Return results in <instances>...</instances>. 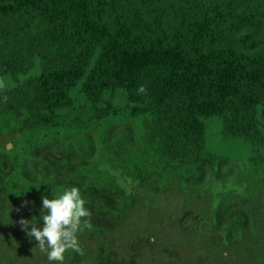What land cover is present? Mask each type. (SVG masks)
Here are the masks:
<instances>
[{"label":"trees","instance_id":"obj_1","mask_svg":"<svg viewBox=\"0 0 264 264\" xmlns=\"http://www.w3.org/2000/svg\"><path fill=\"white\" fill-rule=\"evenodd\" d=\"M212 123L222 139L246 142L240 168L255 179L264 169V0H0V195L18 210L0 212V261L58 264L22 229L8 232L14 214L40 226L42 197L78 187L92 227L78 237L84 253L67 252L63 264L79 254L82 264H141L135 235L122 231L126 248L114 242L124 204L141 202L131 185L167 191L142 199L157 237L169 231L192 248L206 229L224 259L255 217L232 206L238 177L208 148ZM51 133L54 151L36 152L32 136ZM114 174L120 206L107 191ZM87 237L94 244L81 246ZM159 245L147 251L157 256ZM170 250L185 258L175 264H211L203 249Z\"/></svg>","mask_w":264,"mask_h":264},{"label":"clouds","instance_id":"obj_2","mask_svg":"<svg viewBox=\"0 0 264 264\" xmlns=\"http://www.w3.org/2000/svg\"><path fill=\"white\" fill-rule=\"evenodd\" d=\"M146 90V86L141 85L138 89V92L145 93ZM23 136L24 133L20 132H16L14 134V137L18 139L22 138ZM32 139L34 142V149L39 153L53 152L57 143L55 133L32 136ZM10 145V143L9 145L7 144L8 147ZM98 153L101 156L99 151ZM7 163L10 168L12 164L10 161ZM7 163L4 165H7ZM229 166L231 168L230 178H234L235 176L238 177L236 178L237 182L234 180L232 185L234 191H236V194L238 193V200L235 204H232V206H234V209L235 207H239V214H243L244 212L250 210L251 214H253L255 217V221L250 225V228L247 230V234L237 239L238 243L236 246L239 250L234 254H232V247L235 245L236 239L232 240L229 246L226 247L225 258L223 259L218 256V240L216 241L215 246L212 245V241L206 242L201 240V238L195 237L190 239V243L193 248L190 251V255H193L197 249H203L204 252H202L200 255H204L211 264H224L225 259L230 261V264H264V169L258 173L254 179L243 176V172L240 168L241 165L231 162L229 163ZM111 178L115 179L117 186L114 188L115 190H112V187H109L107 188V191L113 196L114 204L120 206L122 200L126 197L123 192V188L115 174ZM208 182L209 179H207V181L204 183L206 184ZM160 187L162 189H156L155 186L148 194L142 195L140 193L139 186L131 185L130 188H132V191L136 193L133 196L140 198L141 202L136 204H124L125 210L120 214L122 221L119 223V227L122 225L121 230L123 229L127 235H135L137 239L144 244L143 249L146 251L148 249L151 251L152 247H155L156 243H160V245L157 247V261L164 256L165 262L171 261L173 264V260H170L173 256L169 255L167 257V254L165 253L167 246L174 248L172 245L173 240L171 233H168L169 231L165 234L163 233V238V236L157 237V233L150 230L154 229L159 231L162 230V228L160 225L150 221L149 210L142 202L144 197L149 198L155 193L160 194L158 195L159 198L164 197L165 188L163 185ZM100 190L103 191L104 189L101 188ZM205 196L207 197V195ZM6 198L5 192L0 195V212H5L7 214V208L10 212H17V208H12L10 210V206L12 204H10L11 201L7 200ZM28 203V201H25L22 207L27 206ZM42 204L43 207L40 216L42 225L35 226L33 224L35 218H33L32 221L23 218L14 221V217L17 216V214L13 215V221L16 224H20L19 231L22 229L30 238H34L35 241L38 242V248L41 252L46 253L47 259L50 262H58V264H63L65 254L67 252H82L78 237L79 234L85 229H91L92 225L90 223V219H86L90 218L91 212L85 207L86 202L82 198L80 189L78 187L66 189L61 194L55 195L51 199L47 196H44L42 197ZM246 217H248V215ZM29 228H31L30 231ZM8 234L11 236L13 235V233L10 232H8ZM2 251V241L0 239V254H2ZM146 253L150 252L147 251ZM170 253L173 254L178 252L176 250H170ZM73 257H75L72 258L75 261V264H78V261H81L80 264L86 261V257H82L80 254L73 255ZM173 259L174 261H177L179 256H174ZM182 259L185 258L182 256ZM0 264L17 263L0 261Z\"/></svg>","mask_w":264,"mask_h":264},{"label":"rangeland","instance_id":"obj_3","mask_svg":"<svg viewBox=\"0 0 264 264\" xmlns=\"http://www.w3.org/2000/svg\"><path fill=\"white\" fill-rule=\"evenodd\" d=\"M213 120V118L208 119V122L211 123ZM223 128V125L219 124V123H212L209 126L208 129V148L219 154V155H223L226 157V159H229L231 162L236 163L238 165H244L245 162L248 160V157L251 153V149L248 147V145L246 144V142L242 139V138H238V139H222L221 136V130ZM185 207L183 205V203L179 204V211H184ZM8 210V208H7ZM235 210L239 211V207H235ZM175 212L172 214V219H175ZM159 215L165 216L163 210L161 209L159 211ZM42 221V220H41ZM191 218H189V223H191ZM13 227L10 228L11 233H13V235L16 238H20L21 235L19 233V227L20 224H16L14 221L12 222ZM166 222L163 220V226L165 227ZM40 225H42V222L40 223ZM173 231H175L176 229H172ZM123 229H118V234L116 236V238L114 239L115 245L118 247H127V244H130L127 240V238H123L124 234L122 233ZM124 232V231H123ZM207 230H204V234L200 235L201 240H204L206 242H211V238L207 237L206 239H204V236L206 235ZM208 236V235H207ZM120 240H123V243H117ZM134 241V239L132 240V242ZM218 242H220L218 240ZM86 245L81 244V246H92L94 244L93 240H90L88 237L85 240ZM237 243L238 240H235V245L232 247L233 248V253L234 254L236 251H238L239 249L237 248ZM173 246H179L181 248H183L185 250V252L190 255V251H191V247L187 244H185L183 242V240L179 239V241L177 243H173ZM127 250H130L129 248H127ZM90 251V248L88 247V253ZM118 250L115 248L114 246V252L116 253ZM140 256L138 259V263L141 264H156L157 262V258L153 253H146L147 251L143 248H140ZM86 252V253H87ZM81 253H84L83 251ZM173 257L174 256H179V259H182V256H180L178 253H173L171 254ZM229 256V255H228ZM173 257L170 260H173V264H175L176 261H174ZM152 259V260H151ZM151 260V261H150ZM250 260V258H249ZM184 261L181 260L180 264H182ZM103 264H110L109 261L105 260ZM224 264H230V261H228L227 259H225ZM240 264V263H239Z\"/></svg>","mask_w":264,"mask_h":264}]
</instances>
